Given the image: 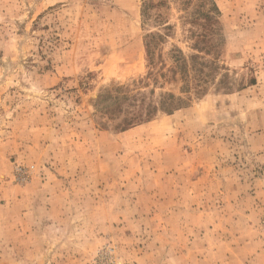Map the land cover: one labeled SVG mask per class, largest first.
<instances>
[{
    "label": "rangeland",
    "instance_id": "1",
    "mask_svg": "<svg viewBox=\"0 0 264 264\" xmlns=\"http://www.w3.org/2000/svg\"><path fill=\"white\" fill-rule=\"evenodd\" d=\"M143 1L0 0V264H264V0L220 1L203 94L209 1Z\"/></svg>",
    "mask_w": 264,
    "mask_h": 264
},
{
    "label": "trees",
    "instance_id": "2",
    "mask_svg": "<svg viewBox=\"0 0 264 264\" xmlns=\"http://www.w3.org/2000/svg\"><path fill=\"white\" fill-rule=\"evenodd\" d=\"M209 8L207 10H203L200 12L197 18L194 21L202 20V32H193V36L196 39L194 44V49L197 51V54L186 57L181 50H174L173 59L175 62L174 71L175 70L181 73V79L185 81V89L186 92L192 91L195 89L197 94H203L207 90L205 86H202L201 83H208V81L213 77L215 71L219 70V66L216 62H204L201 58V54L211 55L217 53L219 51V45L214 44V39L216 34L218 33V26L220 25L221 12L220 9L215 2V0H208ZM164 4L165 2H160ZM153 4H151V7ZM149 3L147 0L143 1L142 7V20L143 24L149 15ZM171 29V28H169ZM165 40V36L160 34L159 32L149 33L145 38V47L146 52L149 58V64L151 66H155L156 56H157V46L159 43H162ZM210 67V71L205 75V68ZM193 73V74H192ZM226 76V75H224ZM198 81V83H197ZM251 83H255V81H251ZM118 88L116 91H120ZM109 95H112L111 92H108ZM163 101L161 102V106H150L151 109L145 114H141L139 116H135V118L131 120H126V124L122 126L120 129L122 131L128 129V127L133 126L135 123H143L150 121L151 118L159 111L162 110L167 114H172L174 111L178 110L183 106L188 105V100L176 97L172 93L163 94Z\"/></svg>",
    "mask_w": 264,
    "mask_h": 264
},
{
    "label": "crops",
    "instance_id": "3",
    "mask_svg": "<svg viewBox=\"0 0 264 264\" xmlns=\"http://www.w3.org/2000/svg\"><path fill=\"white\" fill-rule=\"evenodd\" d=\"M216 2H217V4H218V6H219V8H220V10H221V7H220V1L221 0H215ZM222 12V11H221Z\"/></svg>",
    "mask_w": 264,
    "mask_h": 264
}]
</instances>
